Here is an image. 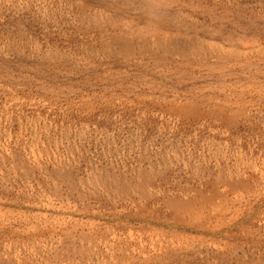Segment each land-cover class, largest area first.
<instances>
[{"label": "rangeland", "instance_id": "1", "mask_svg": "<svg viewBox=\"0 0 264 264\" xmlns=\"http://www.w3.org/2000/svg\"><path fill=\"white\" fill-rule=\"evenodd\" d=\"M0 264H264V0H0Z\"/></svg>", "mask_w": 264, "mask_h": 264}]
</instances>
